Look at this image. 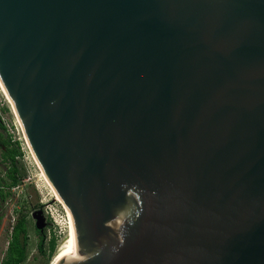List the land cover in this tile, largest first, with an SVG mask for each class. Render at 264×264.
<instances>
[{
    "label": "water",
    "instance_id": "95a60500",
    "mask_svg": "<svg viewBox=\"0 0 264 264\" xmlns=\"http://www.w3.org/2000/svg\"><path fill=\"white\" fill-rule=\"evenodd\" d=\"M0 83L55 264H264V0H0Z\"/></svg>",
    "mask_w": 264,
    "mask_h": 264
},
{
    "label": "rangeland",
    "instance_id": "374dc122",
    "mask_svg": "<svg viewBox=\"0 0 264 264\" xmlns=\"http://www.w3.org/2000/svg\"><path fill=\"white\" fill-rule=\"evenodd\" d=\"M1 124L5 129L0 126V138L6 139L10 135L12 141L15 140L19 143L22 155L17 158V167L22 178L16 186L10 188V193L5 200L0 199V262L5 253L11 227L20 215H25L28 242L26 259L22 264H44L45 256L40 254L37 249L39 236L35 231L32 212L38 209L42 210L45 218L43 229H46L47 236L52 233L56 235L57 248L66 237L67 230L71 225L70 217L33 158L10 103L0 87ZM4 150L5 145L0 142V177L8 180L6 176L8 163L2 158ZM57 248H55V252Z\"/></svg>",
    "mask_w": 264,
    "mask_h": 264
},
{
    "label": "trees",
    "instance_id": "16d2710c",
    "mask_svg": "<svg viewBox=\"0 0 264 264\" xmlns=\"http://www.w3.org/2000/svg\"><path fill=\"white\" fill-rule=\"evenodd\" d=\"M0 126L5 129L4 125L1 124ZM0 142L5 145V150L2 152V158L8 163L6 168V176L8 180L0 177V199L5 200L10 193V188L16 186L22 178L17 167V158L21 157L22 152L19 143L15 140L12 141L10 135L6 139L0 138ZM35 231L39 236L37 249L40 254L45 256L44 264H49L55 253L57 237L54 233L47 236L46 229L39 231L35 228ZM27 242V218L25 215H20L11 227L7 248L0 264H22L26 259Z\"/></svg>",
    "mask_w": 264,
    "mask_h": 264
},
{
    "label": "bare ground",
    "instance_id": "6f19581e",
    "mask_svg": "<svg viewBox=\"0 0 264 264\" xmlns=\"http://www.w3.org/2000/svg\"><path fill=\"white\" fill-rule=\"evenodd\" d=\"M0 87H1V90L3 91L4 95L6 96V94L2 88L1 83H0ZM6 98H7V96H6ZM7 100H8V98H7ZM10 106H11V104H10ZM11 109L14 112L12 106H11ZM55 195H57V194L55 193ZM65 210L69 214L71 225H70L69 229L67 230V234H66V237L63 240V242L61 244L59 243L60 245L58 246V248L56 247L57 250L54 253V255L52 256V259L50 260L49 264H55V263H57V261H59L63 257L76 253V240H75L76 239V233H77L76 223H75L72 215L69 213V211L66 208H65Z\"/></svg>",
    "mask_w": 264,
    "mask_h": 264
},
{
    "label": "flooded vegetation",
    "instance_id": "af4514ba",
    "mask_svg": "<svg viewBox=\"0 0 264 264\" xmlns=\"http://www.w3.org/2000/svg\"><path fill=\"white\" fill-rule=\"evenodd\" d=\"M38 210H41V209H38ZM42 211V210H41ZM43 213V212H42ZM45 219V218H44ZM6 248H7V246H6ZM6 250V249H5Z\"/></svg>",
    "mask_w": 264,
    "mask_h": 264
}]
</instances>
